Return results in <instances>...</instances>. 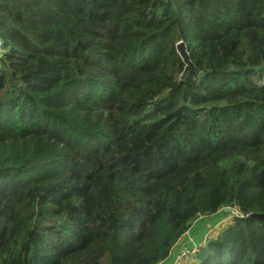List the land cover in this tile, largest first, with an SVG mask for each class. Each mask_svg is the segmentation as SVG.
<instances>
[{
    "label": "trees",
    "instance_id": "1",
    "mask_svg": "<svg viewBox=\"0 0 264 264\" xmlns=\"http://www.w3.org/2000/svg\"><path fill=\"white\" fill-rule=\"evenodd\" d=\"M0 41V264H161L226 207L193 264H264V0H0Z\"/></svg>",
    "mask_w": 264,
    "mask_h": 264
},
{
    "label": "rangeland",
    "instance_id": "2",
    "mask_svg": "<svg viewBox=\"0 0 264 264\" xmlns=\"http://www.w3.org/2000/svg\"><path fill=\"white\" fill-rule=\"evenodd\" d=\"M234 214H238V212L234 211ZM232 213L231 212H227V213H223V212H218L215 215H209V216H203L198 218L197 220H195L193 222V225L191 226V228L188 231V234H190V238L186 235L184 238H189L188 242H193L195 241V236H196V247L199 248L201 247V242L206 241L208 238L212 237L213 234H215L216 231H218L219 228L223 227L224 225L229 224L230 222H232L233 218L231 217ZM218 227V228H216ZM193 236H192V235ZM195 235V236H194ZM204 238V239H203ZM201 241V242H200ZM180 246L182 243V241L180 240ZM179 243L177 244V246L173 249V254H171L172 256L171 261L174 258L175 255V251L179 248ZM185 246V244H184ZM183 248H186L184 247ZM195 246V245H194ZM192 249V248H189ZM198 253V251H197ZM196 253V254H197ZM193 256V258L189 259L188 261L184 262L183 264H193L196 262L197 260V256ZM109 258V256H107L105 258V260L107 261ZM174 263V261H173Z\"/></svg>",
    "mask_w": 264,
    "mask_h": 264
},
{
    "label": "water",
    "instance_id": "3",
    "mask_svg": "<svg viewBox=\"0 0 264 264\" xmlns=\"http://www.w3.org/2000/svg\"><path fill=\"white\" fill-rule=\"evenodd\" d=\"M176 49H177V52L180 55L183 63L185 64V68H184V71L182 73V76H184L188 72L197 70L196 65L191 60L187 44H186V42L183 39L177 42ZM224 210H225L226 213L227 212H231L232 213L234 211L231 207H226V208H224Z\"/></svg>",
    "mask_w": 264,
    "mask_h": 264
},
{
    "label": "built area",
    "instance_id": "4",
    "mask_svg": "<svg viewBox=\"0 0 264 264\" xmlns=\"http://www.w3.org/2000/svg\"><path fill=\"white\" fill-rule=\"evenodd\" d=\"M2 50L5 51V49L3 47L2 41H0V51H2ZM260 84H262V85L264 84V79H262L260 81ZM241 216L243 217L244 215H241ZM197 251H198V248L196 247V245L192 249H189V248H181L179 250V252L177 253V255H176L175 263L174 264H183L184 262H186L189 259L193 258V256H195V254L197 253Z\"/></svg>",
    "mask_w": 264,
    "mask_h": 264
},
{
    "label": "crops",
    "instance_id": "5",
    "mask_svg": "<svg viewBox=\"0 0 264 264\" xmlns=\"http://www.w3.org/2000/svg\"><path fill=\"white\" fill-rule=\"evenodd\" d=\"M187 234H188V232H187ZM187 234H185L182 238H181V241H182V243H184L185 244V246H184V244L182 245L181 244V246H180V243H179V250L184 246V247H186V248H193L194 247V245H196V236H195V241H194V243L193 242H188V239L187 238H184ZM190 235V234H189ZM192 235V234H191ZM188 236V235H187ZM193 236V235H192ZM201 242V241H200ZM178 250V251H179ZM177 251V252H178ZM176 252V253H177ZM172 256V255H171ZM175 258H176V255L174 256V258H173V260L171 261V258H169L167 261H165V262H163V263H161V264H174L175 263ZM173 261H174V263H173Z\"/></svg>",
    "mask_w": 264,
    "mask_h": 264
}]
</instances>
